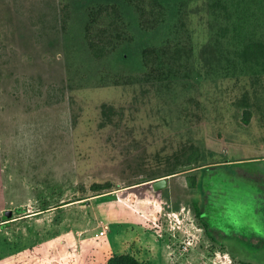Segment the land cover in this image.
<instances>
[{
  "label": "rangeland",
  "instance_id": "374dc122",
  "mask_svg": "<svg viewBox=\"0 0 264 264\" xmlns=\"http://www.w3.org/2000/svg\"><path fill=\"white\" fill-rule=\"evenodd\" d=\"M186 4L191 75L112 86L70 0H0V264H264V77L208 79Z\"/></svg>",
  "mask_w": 264,
  "mask_h": 264
},
{
  "label": "trees",
  "instance_id": "16d2710c",
  "mask_svg": "<svg viewBox=\"0 0 264 264\" xmlns=\"http://www.w3.org/2000/svg\"><path fill=\"white\" fill-rule=\"evenodd\" d=\"M70 3L76 8L65 18L74 14L80 20L78 33L89 59H107L116 52L111 60L117 70L110 85L134 84L141 80L140 73L146 74L142 80L149 84H163L175 80L180 71L184 77L192 72L186 0ZM206 6L208 42L202 50L206 77L211 81L264 77V0H206ZM117 42L122 44L119 50ZM101 189L105 188L93 186V191ZM106 264L140 263L120 254Z\"/></svg>",
  "mask_w": 264,
  "mask_h": 264
},
{
  "label": "water",
  "instance_id": "95a60500",
  "mask_svg": "<svg viewBox=\"0 0 264 264\" xmlns=\"http://www.w3.org/2000/svg\"><path fill=\"white\" fill-rule=\"evenodd\" d=\"M166 183H167L166 182V177L165 178H161V179L156 180V181L153 182V188L155 190L163 189V188H165ZM5 214L7 216H11V211H6Z\"/></svg>",
  "mask_w": 264,
  "mask_h": 264
},
{
  "label": "built area",
  "instance_id": "2783aa9c",
  "mask_svg": "<svg viewBox=\"0 0 264 264\" xmlns=\"http://www.w3.org/2000/svg\"><path fill=\"white\" fill-rule=\"evenodd\" d=\"M104 234H105L104 231H100V232L97 234V236H103Z\"/></svg>",
  "mask_w": 264,
  "mask_h": 264
},
{
  "label": "crops",
  "instance_id": "0c3cea01",
  "mask_svg": "<svg viewBox=\"0 0 264 264\" xmlns=\"http://www.w3.org/2000/svg\"><path fill=\"white\" fill-rule=\"evenodd\" d=\"M231 255H235V254H232V253H231Z\"/></svg>",
  "mask_w": 264,
  "mask_h": 264
}]
</instances>
